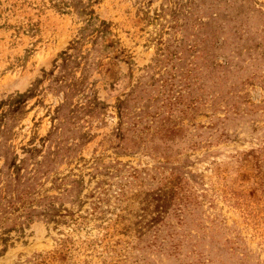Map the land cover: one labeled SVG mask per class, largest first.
<instances>
[{"label": "rangeland", "instance_id": "rangeland-1", "mask_svg": "<svg viewBox=\"0 0 264 264\" xmlns=\"http://www.w3.org/2000/svg\"><path fill=\"white\" fill-rule=\"evenodd\" d=\"M0 264H264V0H0Z\"/></svg>", "mask_w": 264, "mask_h": 264}]
</instances>
